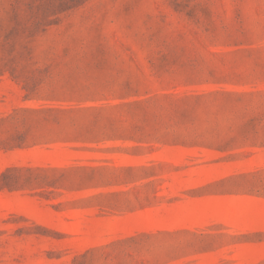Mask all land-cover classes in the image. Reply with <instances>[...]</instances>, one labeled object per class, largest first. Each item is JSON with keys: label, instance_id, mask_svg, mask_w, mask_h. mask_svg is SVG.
Returning <instances> with one entry per match:
<instances>
[{"label": "rangeland", "instance_id": "1", "mask_svg": "<svg viewBox=\"0 0 264 264\" xmlns=\"http://www.w3.org/2000/svg\"><path fill=\"white\" fill-rule=\"evenodd\" d=\"M0 264H264V0H0Z\"/></svg>", "mask_w": 264, "mask_h": 264}]
</instances>
